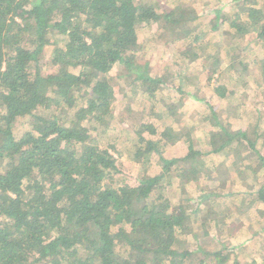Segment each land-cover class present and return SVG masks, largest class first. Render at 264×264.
I'll list each match as a JSON object with an SVG mask.
<instances>
[{
	"label": "trees",
	"instance_id": "1",
	"mask_svg": "<svg viewBox=\"0 0 264 264\" xmlns=\"http://www.w3.org/2000/svg\"><path fill=\"white\" fill-rule=\"evenodd\" d=\"M156 1L0 0V264H264V175L236 212V221L245 217L258 227L249 244L231 235L229 215L216 199L230 196L220 195L209 166L196 160L189 134L174 139L162 124L146 121L137 101H155L164 80L153 77L149 63L136 62L143 45L155 50L153 25L182 28L169 46L204 41L194 53L171 51L168 60L187 71L215 66L208 51L220 37L241 55L257 47L256 88L264 99V12L249 4L255 0H230L232 16L218 9L202 32L198 21L207 8L193 0ZM45 47H52L51 60L63 74L42 75L38 56ZM224 72L251 86L234 58L208 75L217 73L220 83L206 99H193L213 133L205 156L217 172L237 161L254 170L264 166V106L249 132L223 128L217 113L235 88ZM192 74L185 72V81ZM123 93L140 118L106 145L104 136L120 127L113 110ZM176 104L166 105V120L176 115ZM132 164L139 174L128 187L122 171ZM178 164L200 173L195 192L189 183L175 184Z\"/></svg>",
	"mask_w": 264,
	"mask_h": 264
},
{
	"label": "rangeland",
	"instance_id": "2",
	"mask_svg": "<svg viewBox=\"0 0 264 264\" xmlns=\"http://www.w3.org/2000/svg\"><path fill=\"white\" fill-rule=\"evenodd\" d=\"M194 1V2H193ZM191 0V2L195 3L199 8L204 6L207 8L204 13H200V29L202 32H205V26L208 22L212 23L216 20L218 14L216 12L218 9L220 11V15L223 17H231L234 13L230 6V0H222L220 3H217L216 0ZM225 2V3H223ZM153 4H158L156 0H152ZM229 3V4H228ZM251 6H255L261 9L264 12V0H255L250 1ZM223 6V7H222ZM214 10V11H213ZM152 33L156 35V43L152 46L155 50L151 51L152 53H148L146 51V46L143 45L142 49L139 50L136 56V62L140 65H144L145 63H149L152 69L153 77L164 80V84L160 86L158 92L155 93V101L151 102L147 98H140L137 101V106L139 108H144L147 111H144L143 114L146 113L148 115L146 121L157 122L162 124L164 128L168 131V133L174 137V139H181L182 137L189 134L190 139L192 140L194 152L196 154V160L199 161L203 167L210 168L208 173L213 174L215 178H217L218 191L220 195L230 196L224 198L223 196L216 198L221 201L223 209L227 211L226 222L229 223V227L231 230V235L236 238H241V241H245L249 244L253 241L256 236L257 226L254 223H249L250 221L245 217L240 221H236V212L238 210L239 205L242 203V200L245 198H249L251 192L253 191V187L258 182L259 179L264 175V166L258 165L257 168L254 167V170H246L243 164H240L239 161L235 162V164H224L219 172L215 170V166L218 164H213L207 161V157L205 156L207 153H211L210 142L213 138H211V131L205 126L208 124V115L202 114V109H198L195 101L193 99L196 98H207L210 96V90L214 86H216L219 81H216L217 73L214 74L213 78L209 80V74L212 73L215 68H220L222 66L228 65L231 59H235L241 66H244V71L246 73L245 81L251 85L250 87L245 88V84L243 82L233 81L227 74L224 72V76L227 77V81H231L235 83V88L230 89L231 92L228 91L227 97L225 100L221 101L223 106L218 110V117L223 118L221 120V125L223 128L227 129L229 132H239L243 130H247L249 132L252 122L251 119H255L258 116L257 109L258 107L264 106V99L261 98V92L258 91L256 86L259 85V73L260 66L262 65V52L257 47L251 48V51L247 55H241L239 50L235 49L238 52H234L232 47L224 46L222 41V37H220L219 43L220 45L216 46L217 49H211L208 51L209 56L213 57L215 66H210L206 69H202V67L195 66L191 71H187L185 66L181 64H173L174 62L169 61V58L175 56V51L180 47V51L185 50V52L194 53L193 50L196 46H199L204 43V41H198L194 45L189 43H174L169 46V42L172 40H176L178 30L180 31L182 28L172 27L159 28L156 25L151 26ZM197 28V27H194ZM192 28L187 29V34L191 31ZM194 32H198L199 30H195ZM205 36L210 37V33L206 32ZM155 38V39H156ZM51 51L52 47H45L41 54L38 56L39 58V66L43 76L55 75V74H63V72H59L58 67L51 60ZM215 52H219L217 55ZM233 52V53H232ZM173 53V54H172ZM166 54L165 58L160 60V55ZM233 54V55H232ZM215 55V58H214ZM234 56V57H232ZM248 59L251 64H248ZM256 62L252 66L253 62ZM259 64V65H257ZM204 66V65H203ZM61 68V67H59ZM202 69V70H201ZM200 70L202 72H200ZM193 73L189 76V81H185L184 74ZM200 72V73H199ZM217 72V71H216ZM182 81H185L184 87H180V82L177 80V77ZM209 80V81H208ZM209 82V83H208ZM115 87L121 88L117 83L114 84ZM253 86V87H252ZM185 92V93H182ZM129 97L127 94L123 93L120 95L121 102L117 105L113 113L116 117H119V125H117L118 130L108 132V136H104L102 143L106 145L109 144L113 140V134H117V132L121 128H128L130 125H135L140 118L141 113H137L136 108L131 106L129 103ZM170 101L176 102L177 108L173 111L176 115H169L168 120H166L165 116L168 111L165 109L166 105L170 103ZM136 102V101H135ZM262 112V120H264V107L261 108ZM170 112V111H169ZM171 114V113H170ZM204 115V116H203ZM210 118V117H209ZM261 122L264 124V122ZM177 123V124H176ZM209 123L211 126H215V120L209 119ZM207 128L208 130L204 129ZM250 138H252L250 136ZM112 153V152H111ZM115 156V154H113ZM215 157V156H211ZM216 162H219L223 159L222 155L220 157H216ZM207 162L209 164H207ZM207 164V165H206ZM160 168L163 167L162 164ZM139 165L132 164L130 167H126L122 172L124 177H121L126 182V186L131 187L134 185L135 180L132 176H137L139 174ZM215 170L211 171V170ZM126 176V177H125ZM212 176V177H213ZM172 178L175 181V184L178 187H186L187 184L189 186V190L195 192V188L197 183L200 181V173L198 176L191 175L190 171H187V164H178L175 167V170L172 172ZM114 182V181H113ZM232 194V196L230 195ZM223 199V200H222ZM231 204L228 206V202ZM242 212H245L243 209ZM214 217L213 219H215ZM219 219L216 218L215 220ZM216 224V223H215ZM204 227L202 226L200 230L195 229L196 234L202 235L204 231ZM219 246L221 243H217ZM234 244V243H232ZM221 247V246H220Z\"/></svg>",
	"mask_w": 264,
	"mask_h": 264
}]
</instances>
